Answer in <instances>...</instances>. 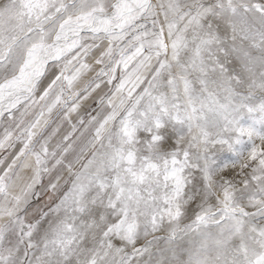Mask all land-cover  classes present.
Returning a JSON list of instances; mask_svg holds the SVG:
<instances>
[{
  "label": "snow or ice",
  "instance_id": "snow-or-ice-1",
  "mask_svg": "<svg viewBox=\"0 0 264 264\" xmlns=\"http://www.w3.org/2000/svg\"><path fill=\"white\" fill-rule=\"evenodd\" d=\"M0 264H264V0H0Z\"/></svg>",
  "mask_w": 264,
  "mask_h": 264
}]
</instances>
